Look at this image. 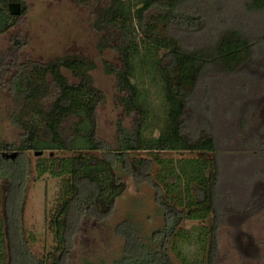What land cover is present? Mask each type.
<instances>
[{"label": "trees", "instance_id": "16d2710c", "mask_svg": "<svg viewBox=\"0 0 264 264\" xmlns=\"http://www.w3.org/2000/svg\"><path fill=\"white\" fill-rule=\"evenodd\" d=\"M13 2L21 3L18 16L11 12ZM77 2L93 14L96 50L118 57L104 60L103 69L114 76L132 125L117 123L115 146L99 138L97 110L105 94L95 84L92 72L98 64L91 56L73 51L31 60L22 52L26 41L12 39L6 53L0 52V86L9 90L10 120L20 134L17 142L0 141V264H68L83 223H101L111 215L127 190V177L154 189L163 224L147 240L134 222L116 226L123 251L112 264H174L173 244L188 238L183 225L193 221L202 224L191 231L198 236L202 264H220L219 230L230 214L221 202L222 142L211 126L219 115L203 79L208 75L225 86L241 75L262 53L264 35L240 28L227 6L217 7L219 0ZM240 2L247 14L264 10V0ZM26 13L24 0H0V35ZM142 49L151 54L148 65L164 91V127L156 137L145 134L152 114L133 80ZM248 89L243 87V94ZM45 150L55 155L34 161L29 154ZM11 151L13 157L4 154ZM172 151L191 156L175 160ZM47 177L59 182L48 219L54 243L47 255L36 256L22 215L31 179Z\"/></svg>", "mask_w": 264, "mask_h": 264}, {"label": "rangeland", "instance_id": "374dc122", "mask_svg": "<svg viewBox=\"0 0 264 264\" xmlns=\"http://www.w3.org/2000/svg\"><path fill=\"white\" fill-rule=\"evenodd\" d=\"M24 1L27 13L19 25L0 35V52L6 53L12 39L17 36L26 41L22 52L31 60L46 61L73 51L91 56L98 64V69L92 72L95 84L105 94V100L97 110V133L102 141L115 146L117 123L122 121L125 126L131 127L132 118L125 117L123 113L114 76L103 69L104 60L116 62L118 57L112 51L101 54L95 48L91 9L84 8L77 0ZM219 1L217 7L227 6L229 13L238 17L236 23L240 28L264 35V10L262 13L247 14L240 0ZM149 55L142 49L136 57L133 80L152 114L145 134L156 137L164 127L166 108L162 81L155 77L148 65L151 61ZM258 57L243 69L241 75L229 79L232 82L228 81L225 86L218 85V79L208 75L203 79L204 85L214 95V107L219 115L211 126L222 142L220 193L225 195V200L227 198L226 202H221L230 214L219 230L220 264H264V48ZM23 60L24 57H21ZM246 86L248 92L243 94L242 88ZM13 112L9 90L0 86V141L17 142L19 138L20 130L10 120ZM227 112H231L230 115ZM189 113L192 114L190 109ZM247 121L249 124L245 127ZM224 138L229 139V145ZM11 153L15 152H4L13 157ZM50 153L55 155L50 150L41 155L29 152L32 160ZM170 154L175 160L191 156L183 151H172ZM126 181L127 190L116 200L107 219L101 223H83L80 234L74 240L75 248L68 264H112L123 251V240L117 236L115 228L124 221L136 223L145 240L162 226L163 218L158 213L154 189L144 181L135 182L130 177ZM58 190L59 182L51 177L37 182L31 179L28 187L22 218L30 249L36 256L47 255L53 246L54 234L48 226V219ZM3 197L4 188H1L0 201ZM200 224L193 221L183 225L188 238L173 244L175 248L171 250V256L174 264H202L204 256L199 248L198 236L191 235V231H195Z\"/></svg>", "mask_w": 264, "mask_h": 264}, {"label": "water", "instance_id": "95a60500", "mask_svg": "<svg viewBox=\"0 0 264 264\" xmlns=\"http://www.w3.org/2000/svg\"><path fill=\"white\" fill-rule=\"evenodd\" d=\"M10 8L13 15L18 16L21 14V3L13 2L10 4ZM41 154L42 152H36V155H41Z\"/></svg>", "mask_w": 264, "mask_h": 264}]
</instances>
